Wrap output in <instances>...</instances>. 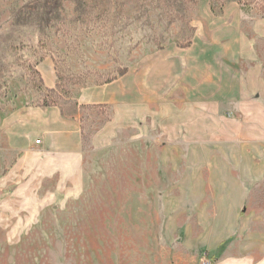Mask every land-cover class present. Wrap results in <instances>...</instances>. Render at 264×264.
<instances>
[{"label": "rangeland", "instance_id": "rangeland-1", "mask_svg": "<svg viewBox=\"0 0 264 264\" xmlns=\"http://www.w3.org/2000/svg\"><path fill=\"white\" fill-rule=\"evenodd\" d=\"M226 14L264 43V0H0V264H264V167L239 213L214 209L242 151L189 133L169 77V59ZM50 68L69 117L87 88L115 96L80 108L73 154L30 146L24 115Z\"/></svg>", "mask_w": 264, "mask_h": 264}, {"label": "crops", "instance_id": "crops-1", "mask_svg": "<svg viewBox=\"0 0 264 264\" xmlns=\"http://www.w3.org/2000/svg\"><path fill=\"white\" fill-rule=\"evenodd\" d=\"M215 17L206 21V31L201 32L205 38H198L196 44L172 61L173 65L169 59V77L173 68L174 84L180 86L181 101L189 115V127L193 129L189 133L198 135V142L206 135L215 144L228 140L232 148L242 151L239 156L244 160L240 169L231 166L229 174L223 177L226 180L218 178L220 186L214 187L213 199L211 196L214 209L231 205V212L235 214L248 200L244 184L259 180L255 177L264 167V159H257L260 152H264V43L261 32L250 29L247 33L241 26L247 16L226 14ZM44 73L48 75L44 87L55 89L57 80L53 69ZM108 87L81 91L76 99L78 110L71 117L62 114L57 106L28 109L24 115L29 126L28 137L31 140L35 136L40 140L39 145L33 141L30 146L64 155L77 152L82 147L83 121L79 110L84 106H110L115 96L107 94ZM124 109L123 104L122 122ZM226 125L229 126L228 132ZM250 160L256 162L254 166ZM252 168L256 171L254 174L249 173ZM235 169H239L236 175ZM227 178L234 185H230ZM261 243L256 247L264 248V241ZM222 261L233 263L239 260L223 256ZM260 262L264 263V250Z\"/></svg>", "mask_w": 264, "mask_h": 264}, {"label": "trees", "instance_id": "trees-1", "mask_svg": "<svg viewBox=\"0 0 264 264\" xmlns=\"http://www.w3.org/2000/svg\"><path fill=\"white\" fill-rule=\"evenodd\" d=\"M61 85H56L55 89H60ZM55 89L49 90L48 95H42L41 97V103L38 104L39 107H53L57 106V101L55 97L53 96L55 94ZM62 114H65L62 110Z\"/></svg>", "mask_w": 264, "mask_h": 264}, {"label": "built area", "instance_id": "built-area-1", "mask_svg": "<svg viewBox=\"0 0 264 264\" xmlns=\"http://www.w3.org/2000/svg\"><path fill=\"white\" fill-rule=\"evenodd\" d=\"M35 144H36V145H39V144H40V140H36V141H35ZM203 264H204V263H203Z\"/></svg>", "mask_w": 264, "mask_h": 264}]
</instances>
